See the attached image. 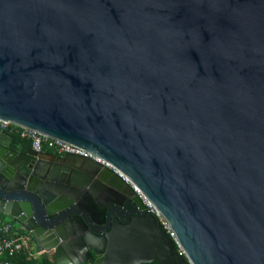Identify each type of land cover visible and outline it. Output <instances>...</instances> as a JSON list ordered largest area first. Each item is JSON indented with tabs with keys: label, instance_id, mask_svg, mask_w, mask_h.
Instances as JSON below:
<instances>
[{
	"label": "water",
	"instance_id": "water-1",
	"mask_svg": "<svg viewBox=\"0 0 264 264\" xmlns=\"http://www.w3.org/2000/svg\"><path fill=\"white\" fill-rule=\"evenodd\" d=\"M0 120L113 166L0 135L54 264H264V0H0Z\"/></svg>",
	"mask_w": 264,
	"mask_h": 264
},
{
	"label": "built area",
	"instance_id": "built-area-1",
	"mask_svg": "<svg viewBox=\"0 0 264 264\" xmlns=\"http://www.w3.org/2000/svg\"><path fill=\"white\" fill-rule=\"evenodd\" d=\"M12 126L13 124H11L10 122H5V121L0 120V135L4 132H7L10 128H12ZM22 137L29 138L32 141L31 149H33L37 153H42L44 151V146L47 145L49 148H52L58 153L72 154V155H78V156H82L86 158H91V159H94L100 162L101 164H104L105 166H108V164L106 165L103 161L98 159L96 156H94L93 154L83 149H80L78 147H75L73 145H70L62 141H58V140L45 137L44 135H41L37 132L23 129ZM128 183L131 184L130 182ZM135 191L141 197V199L143 200L147 208L152 210L153 213L156 214L159 222L163 225L167 233H169L171 238L173 239V235L168 227V223L159 215L157 210L137 191V189H135ZM0 226H1L0 250L2 252H5L10 257H13L17 253L22 252L24 250L28 252H34V253L37 252L36 245L34 244V241L31 235L29 234H22L19 236L12 235L13 224L1 218H0ZM43 253L44 251H39V254H43ZM6 264H9V263L7 262Z\"/></svg>",
	"mask_w": 264,
	"mask_h": 264
},
{
	"label": "trees",
	"instance_id": "trees-1",
	"mask_svg": "<svg viewBox=\"0 0 264 264\" xmlns=\"http://www.w3.org/2000/svg\"><path fill=\"white\" fill-rule=\"evenodd\" d=\"M23 129L17 126H12L7 133H10L11 136L14 137L13 141V147L17 149L20 152L26 153L27 151L31 150L32 148V141L29 138L22 137ZM44 150L47 152H54L52 148H49L47 145L44 146ZM1 219L6 220V216L4 214H0ZM7 222H10L13 224L12 228V235L19 236L22 234H29L24 229L20 228L16 225V223L13 220H9ZM1 230V226H0ZM30 235V234H29ZM168 236L173 243V249L178 252L179 248L174 242V240L171 238L170 234L168 233ZM33 238V237H32ZM1 241V236H0ZM101 257L97 256L96 254H92L91 259L85 263V264H101ZM0 264H6L7 262L9 264H54L52 260V255L50 253H43V254H37L34 252H28L26 250L17 253L15 256L10 257L5 252H2L0 250ZM156 264V263H155Z\"/></svg>",
	"mask_w": 264,
	"mask_h": 264
},
{
	"label": "flooded vegetation",
	"instance_id": "flooded-vegetation-1",
	"mask_svg": "<svg viewBox=\"0 0 264 264\" xmlns=\"http://www.w3.org/2000/svg\"><path fill=\"white\" fill-rule=\"evenodd\" d=\"M43 152H45V153H51V154H53V155H55V156H57V157H63L65 154H61V153H58V152H56V151H54V152H47V151H43ZM56 162V161H55ZM54 163V162H53ZM131 210H132V207L131 206H129V207H127L125 210H124V212H123V216H124V218H125V220H127V219H130L131 218ZM99 220L100 221H102L103 220V218H99ZM113 222H111V224H112ZM28 233V232H27ZM32 237H33V235L31 234V233H29ZM33 241H34V244L36 245V241H35V238L33 237ZM157 264V262H153V263H145V264Z\"/></svg>",
	"mask_w": 264,
	"mask_h": 264
},
{
	"label": "bare ground",
	"instance_id": "bare-ground-1",
	"mask_svg": "<svg viewBox=\"0 0 264 264\" xmlns=\"http://www.w3.org/2000/svg\"><path fill=\"white\" fill-rule=\"evenodd\" d=\"M3 121V120H2ZM5 122H8V121H5ZM79 148V147H78ZM81 149V148H80ZM98 159H100L101 161H103L106 165L108 163H106L104 160H102L101 158L97 157ZM109 167L113 168L112 165L108 164ZM119 174H121L123 176V178L125 179V181L127 182H130L120 171H118ZM137 191L142 195V193L137 189ZM143 196V195H142ZM144 197V196H143ZM145 198V197H144ZM148 201V200H147ZM153 206V205H152ZM154 207V206H153Z\"/></svg>",
	"mask_w": 264,
	"mask_h": 264
},
{
	"label": "crops",
	"instance_id": "crops-1",
	"mask_svg": "<svg viewBox=\"0 0 264 264\" xmlns=\"http://www.w3.org/2000/svg\"><path fill=\"white\" fill-rule=\"evenodd\" d=\"M9 134H10V133H9ZM10 135H11V134H10ZM7 218H8V217L6 216V220H5V219H4V220H5V221H9V220H7ZM36 249H37V252L40 251V249L38 248L37 244H36Z\"/></svg>",
	"mask_w": 264,
	"mask_h": 264
},
{
	"label": "rangeland",
	"instance_id": "rangeland-1",
	"mask_svg": "<svg viewBox=\"0 0 264 264\" xmlns=\"http://www.w3.org/2000/svg\"><path fill=\"white\" fill-rule=\"evenodd\" d=\"M7 220H10V218L8 217ZM47 253H48V252H47ZM36 254H37V252H36ZM38 254H39V252H38ZM50 254L52 255V253H50Z\"/></svg>",
	"mask_w": 264,
	"mask_h": 264
}]
</instances>
